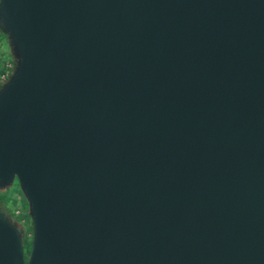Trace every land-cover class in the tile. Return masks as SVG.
I'll return each instance as SVG.
<instances>
[{
    "label": "water",
    "instance_id": "1",
    "mask_svg": "<svg viewBox=\"0 0 264 264\" xmlns=\"http://www.w3.org/2000/svg\"><path fill=\"white\" fill-rule=\"evenodd\" d=\"M0 264H264V0H0Z\"/></svg>",
    "mask_w": 264,
    "mask_h": 264
},
{
    "label": "rangeland",
    "instance_id": "2",
    "mask_svg": "<svg viewBox=\"0 0 264 264\" xmlns=\"http://www.w3.org/2000/svg\"><path fill=\"white\" fill-rule=\"evenodd\" d=\"M15 62L12 45L6 32L0 28V76H3L0 84L14 71ZM0 212H4L9 221L18 226L26 256L30 246L32 223L27 199L21 192L16 179L0 187Z\"/></svg>",
    "mask_w": 264,
    "mask_h": 264
},
{
    "label": "built area",
    "instance_id": "3",
    "mask_svg": "<svg viewBox=\"0 0 264 264\" xmlns=\"http://www.w3.org/2000/svg\"><path fill=\"white\" fill-rule=\"evenodd\" d=\"M3 79V76H0V81Z\"/></svg>",
    "mask_w": 264,
    "mask_h": 264
}]
</instances>
